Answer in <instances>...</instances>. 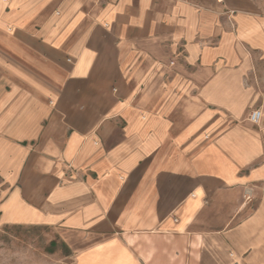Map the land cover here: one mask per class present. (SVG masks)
<instances>
[{
	"label": "crops",
	"instance_id": "crops-1",
	"mask_svg": "<svg viewBox=\"0 0 264 264\" xmlns=\"http://www.w3.org/2000/svg\"><path fill=\"white\" fill-rule=\"evenodd\" d=\"M0 226L264 264V0H0Z\"/></svg>",
	"mask_w": 264,
	"mask_h": 264
},
{
	"label": "rangeland",
	"instance_id": "rangeland-1",
	"mask_svg": "<svg viewBox=\"0 0 264 264\" xmlns=\"http://www.w3.org/2000/svg\"><path fill=\"white\" fill-rule=\"evenodd\" d=\"M0 264H76L54 229L0 226Z\"/></svg>",
	"mask_w": 264,
	"mask_h": 264
},
{
	"label": "built area",
	"instance_id": "built-area-1",
	"mask_svg": "<svg viewBox=\"0 0 264 264\" xmlns=\"http://www.w3.org/2000/svg\"><path fill=\"white\" fill-rule=\"evenodd\" d=\"M262 117V113L259 109L254 110L250 113L249 120L254 124H257Z\"/></svg>",
	"mask_w": 264,
	"mask_h": 264
}]
</instances>
